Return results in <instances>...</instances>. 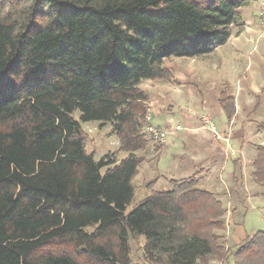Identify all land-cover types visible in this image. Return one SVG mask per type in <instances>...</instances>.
Wrapping results in <instances>:
<instances>
[{
    "label": "trees",
    "instance_id": "trees-1",
    "mask_svg": "<svg viewBox=\"0 0 264 264\" xmlns=\"http://www.w3.org/2000/svg\"><path fill=\"white\" fill-rule=\"evenodd\" d=\"M253 1L0 0V264H139L138 237L147 264H264V230L231 251L227 210L196 173L127 212L143 154L162 148L143 132L142 84L177 83L163 61L210 55ZM218 102L231 119V92ZM88 122L110 124L117 151L87 152ZM255 147L250 176L264 187Z\"/></svg>",
    "mask_w": 264,
    "mask_h": 264
},
{
    "label": "crops",
    "instance_id": "crops-1",
    "mask_svg": "<svg viewBox=\"0 0 264 264\" xmlns=\"http://www.w3.org/2000/svg\"><path fill=\"white\" fill-rule=\"evenodd\" d=\"M263 4L264 0L253 1L239 9L242 26L240 28L232 27L231 36L224 45L220 46L222 49L217 54L213 51L206 57H195L211 60L212 66L192 61L188 66L182 67L181 64L178 66V73L174 75V78L178 81L177 83L165 82V86H163L156 80L146 81L147 86L144 88L148 91L150 97V121L151 123L156 121L153 125L165 129L168 133V135L166 133V140L161 148L162 153H165L164 165L167 175H173L176 177L175 179H183L198 173L200 187L212 190L209 186L214 185V170L218 169L220 164L227 165L225 163L227 153L238 155L246 150L243 148L241 150L244 140L242 125L234 124V119L240 114L239 109H237L238 95L241 96L242 103L246 105L249 103L250 95L255 98L250 111L242 108L244 113L241 114H245L246 117L254 115L264 101V84H261V76L264 71V38L260 37L262 30L258 16L259 9ZM223 62L229 64L232 71L237 70L233 68L235 67L233 64H240L241 73L239 78L245 79L247 76L246 82L248 83L245 84L247 89L235 91L231 79H227L225 74L219 78L220 84L225 86L218 90L220 86L215 89L208 85L203 96L201 94L197 96L196 89L192 84L190 86L186 85L188 81H185V77H193L196 74L201 75L208 69L216 71ZM175 66L169 63L165 64V67L169 69H173ZM223 90H229L234 96L235 113L229 120L225 117L224 111L218 102L219 95ZM177 110H179V113L208 115L218 132V136L213 134L210 127L203 122L200 123L199 118L193 117L192 119L190 117V122L183 126L180 124L181 117L177 119L174 117ZM174 123L181 128L176 129V126L173 128ZM236 144H239V146H236ZM254 148L256 150L255 145ZM159 163L160 160L156 162V168H158ZM196 164L200 167L194 171ZM212 191L216 192V190ZM235 215L236 213L234 214L236 218ZM225 223L226 228L223 234L228 248H232L236 243H241L245 237L249 236L244 237L237 230L238 225L234 226L233 214L230 211L226 212ZM197 264H234V260L231 257L224 263L210 260L206 263L199 262Z\"/></svg>",
    "mask_w": 264,
    "mask_h": 264
},
{
    "label": "rangeland",
    "instance_id": "rangeland-1",
    "mask_svg": "<svg viewBox=\"0 0 264 264\" xmlns=\"http://www.w3.org/2000/svg\"><path fill=\"white\" fill-rule=\"evenodd\" d=\"M220 49L222 48L218 46L217 48H215L214 53L217 54ZM192 61H196V63H206L209 66H212L211 60L201 58H169L163 61V66L165 67V64L168 63L170 65H176L173 69H171L175 75L178 73V66H180V64L182 67L188 66ZM233 65L235 66L233 68L237 69L236 71H232L231 66L223 62L220 65L219 69L216 71H210L208 69L201 75L196 74L193 77H185V81H188L187 83H185L187 86H190V84L193 85L194 89H196L195 92L197 96L200 94L203 96L208 85L215 89H218L220 86L218 90H221L225 85L220 84L219 78H221V76L225 74L227 79H231V83L233 84L232 86L234 87L235 91L247 89V76L245 77V79L239 78V75L241 73L240 64ZM156 81L165 86V81ZM261 84H264V71L261 76ZM145 86H147L146 82L142 84L143 88ZM237 97V109H239L240 114L237 115V117L234 119V124L242 125L244 140L241 145V150L246 149L247 151L243 150V153H239L238 155H230L229 153H227V157H225V163H227V165L223 166L222 164H220L219 168H216L214 170V185L209 187L212 190H216L215 193L218 195V198L221 199L227 210V213L230 211L233 214L234 226L238 225L237 230L240 231L245 237L247 235L255 233L256 231L264 230V187L256 184L250 176L253 170L252 161L254 160L256 155L254 145L264 144V131L258 132L256 127L257 123L262 121L264 122V101L262 102V104H260L261 106L258 110H256L254 115H249L246 117L245 114H241L244 113L242 111V108L250 111L252 109L255 98L253 97V95H250V98L248 100L249 103L246 105L245 103H242L243 100L241 99L240 95H238ZM203 115L209 117L205 114L179 113V110H177L174 117L176 119L178 117H181L180 124L184 126L186 125V123L190 122V117L192 119L193 117H195L196 119L199 118V121L201 123V117ZM146 120H148V124L151 125L155 124L156 122L152 121L151 123L150 119H147V116ZM174 126H176V123L172 125L173 128ZM111 127L112 126L110 124L100 127L98 122H88L82 124V128L86 137V150L87 152H93L96 159L106 153L117 151L118 149L119 139L117 135L112 132ZM160 143L162 144V146L164 145L162 142ZM236 146H239V144H236ZM236 146L235 150L237 149ZM164 154L165 153H162L161 148L156 149L154 147H151L147 152L143 154L145 159L139 168L137 176L133 179L135 194L133 201L127 207V212L134 209L137 202L146 194H148L151 187L154 189L169 188L167 180L170 178H176L173 175H167V173H165ZM124 155V152H117L116 157L117 159H121L122 157H124ZM158 160H160V163L158 164V168H156L155 165ZM199 167L200 166L196 164L194 171H196ZM196 175L198 176V173H196ZM235 213L236 218L234 217ZM244 214H246L245 217ZM240 244L241 243H236L232 248L229 247V249L233 251ZM130 245V256L132 261L139 264H147L143 258V238L138 237L132 239Z\"/></svg>",
    "mask_w": 264,
    "mask_h": 264
},
{
    "label": "built area",
    "instance_id": "built-area-1",
    "mask_svg": "<svg viewBox=\"0 0 264 264\" xmlns=\"http://www.w3.org/2000/svg\"><path fill=\"white\" fill-rule=\"evenodd\" d=\"M258 16L260 19L261 30H262L260 37L264 38V4L259 9ZM147 119H150L149 115L147 116ZM202 122L211 128V130L215 136H218V132H217V130H215L213 122L207 116H202ZM176 129H180V126H176ZM143 131L146 132L154 141L163 143L166 140V133L167 132L165 129H163L161 127H157V126H153L151 124H147L144 127Z\"/></svg>",
    "mask_w": 264,
    "mask_h": 264
}]
</instances>
